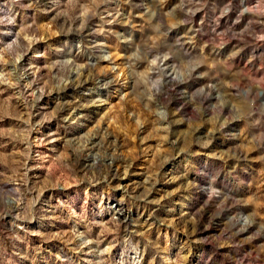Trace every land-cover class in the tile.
<instances>
[{"label": "rangeland", "instance_id": "1", "mask_svg": "<svg viewBox=\"0 0 264 264\" xmlns=\"http://www.w3.org/2000/svg\"><path fill=\"white\" fill-rule=\"evenodd\" d=\"M0 264H264V0H0Z\"/></svg>", "mask_w": 264, "mask_h": 264}]
</instances>
